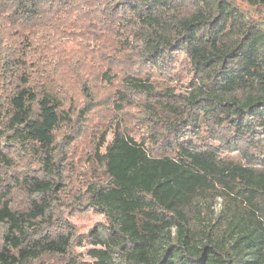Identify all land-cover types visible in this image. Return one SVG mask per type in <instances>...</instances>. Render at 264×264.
Returning a JSON list of instances; mask_svg holds the SVG:
<instances>
[{
	"label": "trees",
	"instance_id": "1",
	"mask_svg": "<svg viewBox=\"0 0 264 264\" xmlns=\"http://www.w3.org/2000/svg\"><path fill=\"white\" fill-rule=\"evenodd\" d=\"M241 1L0 0V264H264V0ZM90 210L115 242L85 263Z\"/></svg>",
	"mask_w": 264,
	"mask_h": 264
},
{
	"label": "rangeland",
	"instance_id": "2",
	"mask_svg": "<svg viewBox=\"0 0 264 264\" xmlns=\"http://www.w3.org/2000/svg\"><path fill=\"white\" fill-rule=\"evenodd\" d=\"M238 2H242L238 0ZM245 5L244 3H242ZM256 15L257 12L252 10ZM264 19V18H263ZM112 140V134H109L108 141ZM72 222L78 227L80 238L75 245V253L81 258L83 262H93L94 258L91 255L92 249H105L112 246L115 239L104 238L101 241L97 240L90 231L100 222L104 223L106 221L103 214L98 211H85L79 215H69Z\"/></svg>",
	"mask_w": 264,
	"mask_h": 264
}]
</instances>
